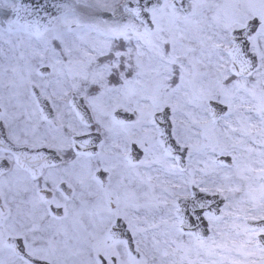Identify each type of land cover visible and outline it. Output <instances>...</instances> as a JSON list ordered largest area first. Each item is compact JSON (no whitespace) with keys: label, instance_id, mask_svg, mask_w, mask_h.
Masks as SVG:
<instances>
[{"label":"snow or ice","instance_id":"1","mask_svg":"<svg viewBox=\"0 0 264 264\" xmlns=\"http://www.w3.org/2000/svg\"><path fill=\"white\" fill-rule=\"evenodd\" d=\"M0 264H264V0H0Z\"/></svg>","mask_w":264,"mask_h":264}]
</instances>
